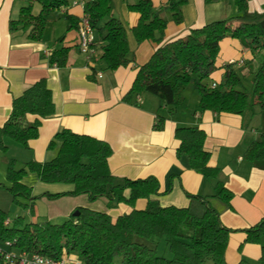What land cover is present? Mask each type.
I'll return each mask as SVG.
<instances>
[{
  "label": "trees",
  "instance_id": "obj_1",
  "mask_svg": "<svg viewBox=\"0 0 264 264\" xmlns=\"http://www.w3.org/2000/svg\"><path fill=\"white\" fill-rule=\"evenodd\" d=\"M109 1H87L85 14L95 38L97 34L102 42L100 58L107 69L114 70L130 61V49L121 21L113 16L104 20L110 12ZM185 1L169 0L161 8H155L151 0L128 4L138 13L137 23L131 28L135 40L151 39L159 45L148 60L138 66L124 99L148 92L172 111L182 104L183 91L191 86L198 94L200 110L241 114L249 105L264 108V11H249V0H233L236 10L247 15V19L233 27L207 22L191 28L184 36L160 43L167 24L161 11L168 10L171 19L180 23V6ZM67 4L68 0H26L19 7L17 18L9 20V31L21 30L29 39H40L50 13ZM36 5L38 12L34 11ZM63 16L69 22L66 30L77 27L79 20L68 14ZM225 36L237 39L251 52L262 51L260 62L252 73L249 93L241 86L233 67L235 63L223 65L224 72L216 86L212 87V83L206 81L216 69L219 42ZM62 38L63 35L58 40ZM67 56L68 49L59 47L50 53L49 61L63 67ZM53 112L50 89L40 78L12 99L9 115L0 126V150L6 149L5 138L28 147V140L38 135L40 118ZM27 114L35 116L32 122L26 121ZM164 122L165 116L157 113L153 129L161 130ZM174 137L179 141L177 155H185L191 169L205 177L216 176L217 168L208 165L209 152L203 147L205 132L201 128L178 126ZM56 143V155L47 161L30 160L15 168V161L8 160L7 188L14 198H25L28 203L22 204L34 212V200L40 195H31V187L23 182L28 172H34L41 182L71 184L72 188L66 192L46 193L48 198L64 194H87L90 199L105 196L109 201L129 205L131 210L113 219L105 211L77 207L78 214H70L61 223L49 220L27 222L22 216L9 223L0 210V242L9 240L15 250L52 258H59L66 251L76 254L83 264H228L224 253L228 235L234 229L221 224L217 210L205 197L188 194L201 205L200 212L191 206L161 205L155 198L159 195V182L155 177L130 179L111 172L108 157L112 148L105 140L62 128L53 135L48 146L53 147ZM243 157L252 162L264 160V135L250 142ZM125 190H128L127 195ZM213 196L228 202L232 193L224 185L217 184ZM139 198L146 199L145 207H135ZM242 230L246 242L261 245L260 260H264V217ZM161 239L165 241L170 257L157 254V242ZM0 264H6L1 256ZM236 264L250 263L241 259Z\"/></svg>",
  "mask_w": 264,
  "mask_h": 264
},
{
  "label": "crops",
  "instance_id": "obj_2",
  "mask_svg": "<svg viewBox=\"0 0 264 264\" xmlns=\"http://www.w3.org/2000/svg\"><path fill=\"white\" fill-rule=\"evenodd\" d=\"M81 1L68 0L67 5L51 12L41 38L33 40L21 30L9 31L8 28L9 20L17 18L19 7L26 0H0V126L9 115L12 99L40 78L50 89L54 105L51 115L40 118L38 135L28 140V147L5 138L6 149L0 150V169L5 171L9 159L21 167L30 160L43 162L53 158L58 143L53 147L48 144L62 128L105 140L112 148L108 157L111 172L130 179L155 177L159 182V195L155 198L161 205L191 206L194 211L200 212L201 205L191 200L188 194L207 199L217 210L221 224L234 229L228 235L224 253L228 264H236L241 259L250 264H264V260H260L261 245L246 242L242 230L264 217V160L252 162L243 157L250 142L264 135V108L249 105L241 114L200 110L198 94L193 91L189 95L183 91L182 104L172 111H168L157 96L148 92L124 99L138 66L148 60L159 44L151 39L135 40L131 28L137 23L138 13L126 9L123 15L130 61L114 70L107 69L100 58L102 42L97 34L94 55L87 58L78 49L76 27L66 30L69 22L63 16L68 14L79 20L86 15L87 1ZM135 1L131 0L130 4ZM151 1L155 8H161L169 0ZM248 10L264 11V0H249ZM34 11H39L38 5ZM167 11L160 13L167 20L160 43L183 36L191 28L207 22L220 24L219 21L226 16V3L222 0L210 3L186 0L185 8L181 11L187 21L184 19L181 23H175ZM62 35L63 38L58 40ZM59 47L68 49L67 63L63 67L49 61L50 53ZM220 50L224 53L220 61L215 62L216 69L210 75L212 82H220L223 65L231 60L235 61L237 67H244L243 75L252 76L250 60L254 52L230 36L220 40ZM137 96L140 97L139 101L136 100ZM157 113L165 116L161 130L152 127ZM34 118L32 114L25 116L27 122H32ZM178 126H197L205 132L203 147L209 152L208 165L217 168L215 177L203 176L189 167L185 155H177L179 141L174 137V130ZM30 183L31 187L44 191L35 200L38 207L46 205L45 199L66 198L63 200L67 210L65 215L77 207L96 210L92 204L97 198L90 199L87 194L81 200L87 202L82 204L73 198L83 194H64L57 198L46 196V193L66 192L72 188L71 184L45 183L37 176ZM217 184L231 191L228 202L213 196ZM124 193L127 195L128 190ZM105 198V212L113 219L131 210L125 203ZM145 205V198L135 201L136 208Z\"/></svg>",
  "mask_w": 264,
  "mask_h": 264
},
{
  "label": "rangeland",
  "instance_id": "obj_3",
  "mask_svg": "<svg viewBox=\"0 0 264 264\" xmlns=\"http://www.w3.org/2000/svg\"><path fill=\"white\" fill-rule=\"evenodd\" d=\"M130 1L131 0H110L109 1L110 12L104 18V20L107 19L109 16H113V17L119 19L121 21V23L123 24V26L125 27L126 22H125L123 14L127 10L133 11L128 7V4H130ZM222 1L223 2L225 1V3H226V16L223 17V21H219L220 24H223L225 22L226 24H229V25L232 24L235 26L236 24L239 23V21H243V20L247 19V15L239 13L236 10V7L234 5L233 0H222ZM185 4H186V1L184 3H182L180 8L184 9ZM181 14H182V11H181ZM167 15H171V13L169 11H167ZM187 17H188V13H187ZM184 19H185V21H187L186 15L185 16L182 15L181 22ZM60 22L62 23V20ZM228 38H229V36H228ZM223 53L224 52H222L221 50L219 51L218 55L216 56L215 62L218 63L220 61V57L223 55ZM261 53H262L261 50H256L253 53V59L250 60V63H252L251 67H250L251 71H252L251 73H253V71L257 67L258 63L260 62ZM233 67H234L237 75L240 77L242 88L246 92L249 93L251 91V85H252L251 78H252V76L251 75H243L242 69L244 67H237L236 65H233ZM211 80H213V79L210 77L206 81L211 83L212 82ZM184 91H186L185 93H187L188 95H189L190 91H193V93H197L191 86H188L186 88V90H184ZM14 167L19 168L20 165L16 164V162H15ZM6 168H7V166H6ZM6 168H5L4 172L0 169V209L5 216L6 222L11 223L15 217L22 216L24 218V220L27 222L49 220L52 223H61L65 219H67L70 214H72L75 211V209H74L73 211H71V213L69 215L64 214V212H66L67 210H65L63 200H65L66 198H62L60 200L45 199L43 201H45L44 203L46 205L45 206L41 205L40 207H38L35 204V200L38 199L39 197L34 200V207H35L34 212L31 211L30 207L28 205L22 204V203H28V201L25 198H23L22 196H17L16 198H14L12 193L8 190L7 186L9 183H8V180L6 179ZM33 177H36V174L34 172H28L23 177V182H25L27 185L30 186V185H32V183H30V182H31V180H33ZM31 190H32L31 195L36 194L37 196H39L42 192H44L42 189L39 190L38 188L33 187V186L31 187ZM73 199L77 200L80 204H82L83 202H87V201L81 202L82 199H85L84 194L81 196H77L76 198H73ZM105 199H106L105 197H103V198L97 197L95 202L92 204L93 208H96V210H99V211H105L106 210V207L104 205ZM48 217H50V219ZM157 254L163 255L166 257H170V253L167 249V245L163 239L158 240V242H157ZM258 264H261V263L259 262Z\"/></svg>",
  "mask_w": 264,
  "mask_h": 264
},
{
  "label": "built area",
  "instance_id": "obj_4",
  "mask_svg": "<svg viewBox=\"0 0 264 264\" xmlns=\"http://www.w3.org/2000/svg\"><path fill=\"white\" fill-rule=\"evenodd\" d=\"M84 1L92 0L81 2ZM76 31L79 51L90 58L95 52V35L86 15L80 17ZM45 53L48 54L49 51L46 50ZM228 63H235V61L231 60ZM211 86H216V83L212 82ZM136 100L139 101L140 97L137 96ZM12 243L9 240L0 242V256L6 264H83L82 260L73 253L63 251L59 258H52L40 253L15 250Z\"/></svg>",
  "mask_w": 264,
  "mask_h": 264
},
{
  "label": "water",
  "instance_id": "obj_5",
  "mask_svg": "<svg viewBox=\"0 0 264 264\" xmlns=\"http://www.w3.org/2000/svg\"><path fill=\"white\" fill-rule=\"evenodd\" d=\"M72 214H73V215H77V214H78V211L75 210Z\"/></svg>",
  "mask_w": 264,
  "mask_h": 264
}]
</instances>
